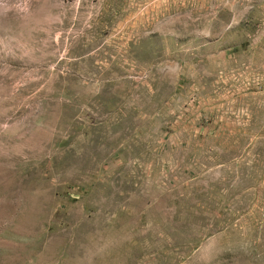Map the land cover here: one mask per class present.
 <instances>
[{"label":"rangeland","instance_id":"rangeland-1","mask_svg":"<svg viewBox=\"0 0 264 264\" xmlns=\"http://www.w3.org/2000/svg\"><path fill=\"white\" fill-rule=\"evenodd\" d=\"M0 264H264V0H0Z\"/></svg>","mask_w":264,"mask_h":264}]
</instances>
